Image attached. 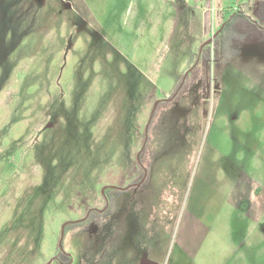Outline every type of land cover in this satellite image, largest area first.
Returning a JSON list of instances; mask_svg holds the SVG:
<instances>
[{"label":"rangeland","instance_id":"rangeland-1","mask_svg":"<svg viewBox=\"0 0 264 264\" xmlns=\"http://www.w3.org/2000/svg\"><path fill=\"white\" fill-rule=\"evenodd\" d=\"M254 2L0 0V264H47L109 194L59 264H264V65L185 76ZM146 134L145 184L102 192Z\"/></svg>","mask_w":264,"mask_h":264},{"label":"trees","instance_id":"trees-1","mask_svg":"<svg viewBox=\"0 0 264 264\" xmlns=\"http://www.w3.org/2000/svg\"><path fill=\"white\" fill-rule=\"evenodd\" d=\"M255 16H251L247 14L243 9H238L237 11L233 12L232 15H229L223 21L220 23L218 30L214 33L213 40L211 42L206 43L198 52L196 53L197 60L192 66L191 71L194 70L196 64L199 62L201 56H204V59L206 61L204 65V70H207V64L210 62V60L213 61V66L220 67L222 63H224L227 59H232L235 56H237L240 53L241 48L243 45H247L249 43L253 42H264V0H255ZM189 76V74L186 75V78ZM185 78V79H186ZM185 79L182 83V86L179 88V91L183 88ZM178 87V86H177ZM178 91V92H179ZM178 92L176 94H178ZM175 93V92H174ZM174 94V96H176ZM173 95V94H172ZM171 95V96H172ZM170 96V97H171ZM169 98V97H168ZM174 97L171 99H160L158 102V105H161L162 103L168 104L173 100ZM156 107V109H157ZM155 109V110H156ZM154 110V112H155ZM153 112V114H154ZM152 120V119H151ZM144 151V147L141 149L139 153L138 162L141 167V174H139V177L135 179L134 183L128 184L129 189L133 188V184L138 182L143 175L146 174V166L142 163L141 155ZM145 184V178L142 181L141 185ZM127 188H115L111 186H107L105 188V191L109 190L112 193H119L121 190H125ZM110 194L107 197V205H105L103 211L100 213L95 208H91L89 211L88 216L84 219L76 222H68L66 223V229L68 227L74 226V225H80L82 222L88 220L92 214L96 215H102L105 214L108 207L112 204H108L110 199ZM65 255L64 250L60 253V256ZM68 262L71 263V257L68 256ZM61 262V261H60ZM59 262V263H60Z\"/></svg>","mask_w":264,"mask_h":264},{"label":"crops","instance_id":"crops-1","mask_svg":"<svg viewBox=\"0 0 264 264\" xmlns=\"http://www.w3.org/2000/svg\"><path fill=\"white\" fill-rule=\"evenodd\" d=\"M254 4H255V2H254ZM237 7V6H236ZM238 9L240 8V7H237ZM237 9V10H238ZM234 11V10H233ZM235 12V11H234ZM223 13L221 12V15H219L218 17H219V20H223V19H225V17H223ZM221 20V21H222ZM220 21V22H221ZM254 46H261L262 47V51H264V43H262V42H253V43H249V44H245V45H243V47L241 48V50H240V53L237 55V56H235L234 58H232V59H227V60H225L224 61V63H222V65L220 66V67H224L226 64H231V65H233L235 68H239L240 70H242L243 71V65L244 64H246L247 62H251L252 64H260V67L262 66V65H264V55L262 54V52L261 53H257V52H248V53H246V51H244L243 49H247V48H251V47H254ZM251 57H257V59H253V58H251ZM257 61V62H256ZM263 64H262V63ZM219 67V68H220ZM246 75V74H245ZM247 76V75H246ZM258 233H262V231H258ZM259 234V235H260ZM261 236V235H260ZM262 237V236H261Z\"/></svg>","mask_w":264,"mask_h":264},{"label":"water","instance_id":"water-1","mask_svg":"<svg viewBox=\"0 0 264 264\" xmlns=\"http://www.w3.org/2000/svg\"><path fill=\"white\" fill-rule=\"evenodd\" d=\"M213 37L214 36H212V37H210L208 40H206L203 44H202V46L201 47H199V50L206 44V43H208V42H211L212 40H213ZM191 68V67H190ZM190 70V69H189ZM188 70V71H189ZM188 71H187V73H188ZM187 73L185 74V76L187 75ZM185 78V77H184ZM178 90H179V88H177L176 89V91H175V93H177L178 92ZM174 96V94L171 96V97H169V98H167V99H171L172 97ZM158 101L159 100H157L156 102H155V104H154V106H153V108H152V110L150 111V115H149V119H148V122H147V124H146V126H145V132H147V129H148V126L150 125V122H151V119H152V116H153V112H154V110L156 109V107H157V104H158ZM145 142H147V134H146V136H145V140H144V142L142 143V146H141V149L144 147V145H145ZM140 149V150H141ZM139 153L140 152H138V158H139ZM137 158V159H138ZM144 177H145V175L141 178V180L140 181H138L135 185H140L141 183H142V181L144 180ZM113 187H115V188H127L128 186H126V187H116V186H113ZM104 189L105 188H103L102 189V192L104 191ZM85 218V217H84ZM84 218L83 219H76V220H72V221H81V220H84ZM67 222H65V223H62V225H61V228H60V236H59V238H58V246H59V249L60 250H63V244H62V240H63V236H65V224H66ZM52 262V259H50L49 261H48V263L47 264H50ZM142 264H145V261H142Z\"/></svg>","mask_w":264,"mask_h":264},{"label":"flooded vegetation","instance_id":"flooded-vegetation-1","mask_svg":"<svg viewBox=\"0 0 264 264\" xmlns=\"http://www.w3.org/2000/svg\"><path fill=\"white\" fill-rule=\"evenodd\" d=\"M262 42V41H261ZM262 43H264V42H262ZM193 66V65H192ZM192 66H191V68H192ZM191 68H190V70H191ZM190 70H189V72L187 73V74H189L190 73ZM162 99H164V98H162ZM165 99H167V98H165ZM164 99V100H165ZM144 176V175H143ZM142 176V177H143ZM141 180V179H140ZM139 180V181H140ZM137 183V182H136ZM135 183V184H136ZM135 184H133L134 186L133 187H135L136 185ZM141 185V184H140ZM106 199H107V197H106ZM105 207V206H104ZM104 207L103 208H101V209H97L96 207H94L98 212H102L103 211V209H104ZM89 211H90V209L88 210V212H87V214L85 215V218L88 216V214H89ZM84 218V219H85ZM61 252H63V250H60V249H58V251L51 257V259H52V262H55V263H58L59 264V262H60V253ZM51 262V263H52Z\"/></svg>","mask_w":264,"mask_h":264},{"label":"built area","instance_id":"built-area-1","mask_svg":"<svg viewBox=\"0 0 264 264\" xmlns=\"http://www.w3.org/2000/svg\"><path fill=\"white\" fill-rule=\"evenodd\" d=\"M237 9H238V8H237L236 6H234L233 10H234V11H237Z\"/></svg>","mask_w":264,"mask_h":264}]
</instances>
